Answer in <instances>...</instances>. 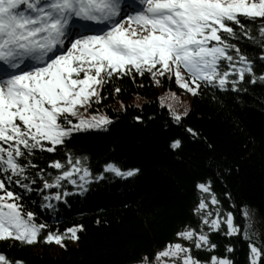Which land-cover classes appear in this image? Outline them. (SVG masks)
Returning a JSON list of instances; mask_svg holds the SVG:
<instances>
[{
  "label": "snow or ice",
  "instance_id": "6c2138e0",
  "mask_svg": "<svg viewBox=\"0 0 264 264\" xmlns=\"http://www.w3.org/2000/svg\"><path fill=\"white\" fill-rule=\"evenodd\" d=\"M248 46L255 48L252 55ZM123 76H147L155 85L174 80L191 95L205 87L242 92L246 85L264 86V0H0V239L21 244L42 239L61 248L66 239L78 240L82 224L51 229L22 197L34 192L39 208L53 212L58 202L66 204L71 193H83L90 181L102 178L87 156L69 146L75 134L111 122L89 109L108 95L105 86L112 79ZM176 98L169 89L160 104L174 123L198 136L183 125L189 109L177 110L170 102ZM181 143L176 138L170 146ZM103 167L119 177L139 171L112 162ZM211 184H195L201 194L192 208L196 226L183 225L176 239L126 264H234L228 255L212 252L201 260L193 253L216 249L209 234L217 231L242 235L249 264H264V245L250 226L254 211L242 206L241 230L233 212L220 207ZM224 196L231 201L230 193ZM232 251L227 244L225 252ZM0 264L24 262L0 252Z\"/></svg>",
  "mask_w": 264,
  "mask_h": 264
},
{
  "label": "trees",
  "instance_id": "16d2710c",
  "mask_svg": "<svg viewBox=\"0 0 264 264\" xmlns=\"http://www.w3.org/2000/svg\"><path fill=\"white\" fill-rule=\"evenodd\" d=\"M247 51L252 55L255 48L248 46ZM114 87L120 91L113 93ZM245 88L220 92L205 87L199 95L189 94V111L182 123L199 133L193 137L160 104L167 90L181 92L174 80L155 85L147 76L112 79L105 86L108 95L89 109L108 115L111 122L106 128L75 134L69 147L75 155L88 157L92 172L108 162L139 171L124 178L106 173L93 181L86 193L69 199V208L62 207L58 221L49 222L39 211L34 192L26 200L22 197L49 228L62 231L82 224L83 230L77 241L65 240L66 248L42 239L31 244L0 239V252L24 264H126L132 256L152 253L176 239L174 232L183 225L198 224L192 208L201 194L195 184L206 180H211L220 207L233 212L241 230L242 206L254 211L259 221L250 220V226L264 245V86ZM176 138L182 143L173 149L170 144ZM40 166L54 171L46 163ZM209 235L217 248L193 249L198 259L207 260L215 252L230 256L234 264H249L248 241L242 235L226 236L219 231ZM230 243L233 251L226 253Z\"/></svg>",
  "mask_w": 264,
  "mask_h": 264
},
{
  "label": "rangeland",
  "instance_id": "374dc122",
  "mask_svg": "<svg viewBox=\"0 0 264 264\" xmlns=\"http://www.w3.org/2000/svg\"><path fill=\"white\" fill-rule=\"evenodd\" d=\"M177 98L170 101L177 110L183 111L185 107H187V104L189 102V94L181 89V92H176ZM256 215H252L251 221L256 220L257 222L259 219L256 217Z\"/></svg>",
  "mask_w": 264,
  "mask_h": 264
}]
</instances>
